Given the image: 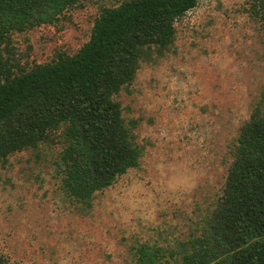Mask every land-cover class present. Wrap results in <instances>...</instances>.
I'll use <instances>...</instances> for the list:
<instances>
[{
  "label": "rangeland",
  "instance_id": "obj_1",
  "mask_svg": "<svg viewBox=\"0 0 264 264\" xmlns=\"http://www.w3.org/2000/svg\"><path fill=\"white\" fill-rule=\"evenodd\" d=\"M121 1H84L53 24L12 33L16 59L30 66L74 53L100 8ZM253 2L197 0L174 21L169 49L139 62L114 99L134 120L142 154L88 207L59 187V131L0 162V253L10 264H133V245L177 250L200 234L264 86V26Z\"/></svg>",
  "mask_w": 264,
  "mask_h": 264
},
{
  "label": "trees",
  "instance_id": "obj_2",
  "mask_svg": "<svg viewBox=\"0 0 264 264\" xmlns=\"http://www.w3.org/2000/svg\"><path fill=\"white\" fill-rule=\"evenodd\" d=\"M89 0H0V162L59 131V187L86 205L96 191L138 165L135 122L121 115L117 92L140 61L172 44L174 21L197 0H122L101 7L89 36L72 54L20 64L11 34L53 24ZM253 10L264 26V0ZM179 249L130 247L133 264H264V86L241 123L231 160L200 234ZM0 264H10L0 253Z\"/></svg>",
  "mask_w": 264,
  "mask_h": 264
}]
</instances>
